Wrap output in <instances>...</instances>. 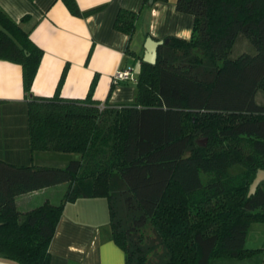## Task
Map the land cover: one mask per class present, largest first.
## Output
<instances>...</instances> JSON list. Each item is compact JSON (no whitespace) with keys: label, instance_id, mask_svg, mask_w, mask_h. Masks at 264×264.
<instances>
[{"label":"trees","instance_id":"trees-1","mask_svg":"<svg viewBox=\"0 0 264 264\" xmlns=\"http://www.w3.org/2000/svg\"><path fill=\"white\" fill-rule=\"evenodd\" d=\"M61 1L73 16L88 14ZM175 9L193 17L191 36L169 37L155 64L140 61L134 104L100 108L96 76L84 99L61 98L66 69L53 97L27 102L29 151L80 159L64 168L0 160V258L49 264L64 206L91 198L106 199L125 264L264 256V242L245 247L250 226L264 224V183L248 197L264 171V104L255 100L264 90V0H176ZM136 19L120 10L113 27L131 36ZM239 36L254 53L231 58ZM42 55L0 11V60L21 66L25 93ZM233 167L241 171L231 174ZM59 184L66 190L58 204L16 210L17 196Z\"/></svg>","mask_w":264,"mask_h":264},{"label":"crops","instance_id":"crops-1","mask_svg":"<svg viewBox=\"0 0 264 264\" xmlns=\"http://www.w3.org/2000/svg\"><path fill=\"white\" fill-rule=\"evenodd\" d=\"M87 15L73 16L61 0H0V11L21 29L42 52L29 93H25L21 66L0 60V160L13 166L64 168L79 155L29 151L26 104L34 98H51L62 72L59 89L64 99H84L96 76L93 100L119 107L134 104L136 82L113 84L121 69L140 70L148 39L169 37L189 40L193 17L176 11V0L143 4L144 0H75ZM120 10L137 14L131 36L114 29ZM112 92L109 96V92ZM66 184L44 188L15 198L18 212L44 202L61 201ZM253 226V225H252ZM255 226V227H254ZM264 233V225H254ZM245 247L253 249L252 243ZM262 240L260 246L263 244ZM49 264H125V255L113 242L108 204L104 198L78 199L64 206L49 245ZM0 264H17L0 258ZM209 264H264V256L250 259H217Z\"/></svg>","mask_w":264,"mask_h":264},{"label":"rangeland","instance_id":"rangeland-1","mask_svg":"<svg viewBox=\"0 0 264 264\" xmlns=\"http://www.w3.org/2000/svg\"><path fill=\"white\" fill-rule=\"evenodd\" d=\"M243 53H254V47L242 36H239L233 46L230 57L236 58ZM255 100L259 104H264V90L256 94ZM241 171V168L233 167L231 168L230 173L236 174ZM58 204V201H56ZM254 225H264V224H252ZM250 226L247 233V243H252L253 246H260L262 240L264 239V233L261 231L255 230V226Z\"/></svg>","mask_w":264,"mask_h":264},{"label":"water","instance_id":"water-1","mask_svg":"<svg viewBox=\"0 0 264 264\" xmlns=\"http://www.w3.org/2000/svg\"><path fill=\"white\" fill-rule=\"evenodd\" d=\"M154 0H149L148 5H151ZM163 44L162 41H153L152 39L147 40L146 53L143 56L142 61L147 64H155L157 57V48ZM206 140L203 141L205 143ZM264 183V171L258 170L256 175L249 186L248 197L255 194L257 187Z\"/></svg>","mask_w":264,"mask_h":264},{"label":"built area","instance_id":"built-area-1","mask_svg":"<svg viewBox=\"0 0 264 264\" xmlns=\"http://www.w3.org/2000/svg\"><path fill=\"white\" fill-rule=\"evenodd\" d=\"M134 74H135V68L133 67L118 70L112 78L113 84H117L120 82H129V81L136 82V78L134 77ZM100 106H101L100 108H102V105Z\"/></svg>","mask_w":264,"mask_h":264}]
</instances>
